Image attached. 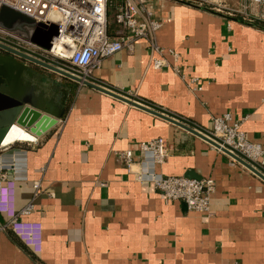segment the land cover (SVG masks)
<instances>
[{"label":"crops","instance_id":"0c3cea01","mask_svg":"<svg viewBox=\"0 0 264 264\" xmlns=\"http://www.w3.org/2000/svg\"><path fill=\"white\" fill-rule=\"evenodd\" d=\"M149 4L162 22L159 44L181 53L188 79L170 68H153L144 39L134 51L105 59L93 77L207 130L213 116L246 118L242 129L264 147V20L248 23L242 15L214 12L206 0ZM37 69L44 74L42 97L56 108L65 100L63 114L37 144L14 145L0 159L24 155L23 165L15 164L17 173L5 171L13 180L14 209L33 204L19 221L38 228L39 248L5 227L0 213V264H264L260 177L166 119ZM191 77L199 90L189 85ZM22 135L29 134L24 130ZM157 137L171 149L168 159L155 166L157 173L214 180L210 215L166 198L152 182L136 180L117 156L125 150L137 153L141 142Z\"/></svg>","mask_w":264,"mask_h":264},{"label":"built area","instance_id":"2783aa9c","mask_svg":"<svg viewBox=\"0 0 264 264\" xmlns=\"http://www.w3.org/2000/svg\"><path fill=\"white\" fill-rule=\"evenodd\" d=\"M3 5L44 24L48 23L54 9L64 11L65 14L58 23V33L49 42V49L2 28L0 40L12 47L55 59L77 71L83 79L93 77V71L100 68L105 59L122 50L134 51L135 44L140 39L146 40L148 44L149 63L153 68H170L186 78L180 67L181 53L173 48H164L157 40L162 22L155 17L149 0H0V8ZM252 7L257 8L256 14L250 11ZM242 8L240 14L244 21L253 23L256 19L264 20V0H249ZM111 17L112 22L117 24L113 34L109 32ZM189 85L193 90L200 89L196 86L198 84L195 77L190 78ZM245 119L235 120L230 113L213 116L212 129L209 131L221 141H216L219 147L213 145L220 153L228 156L232 164H238L254 174L226 152L264 167V147L248 138L242 129ZM38 142L39 137L34 142L26 143ZM11 147L14 145L3 147L0 144V157L3 151ZM170 153L167 140L157 137L141 142L137 153L125 150L117 152V156L134 172L136 180L152 182L166 198L182 201L189 210L210 215L211 198L216 190L212 178L165 176L155 171V166L164 163ZM136 164L139 169L133 170ZM6 169H13L15 173L19 171L14 162L0 161V213L7 220L5 227L13 228L27 246L38 250V228L19 221L21 215L30 213L33 204L30 203L20 211L14 209L13 180L8 179ZM18 177L22 178L20 174H16V178ZM33 187L37 195L41 189L40 181L35 182Z\"/></svg>","mask_w":264,"mask_h":264},{"label":"water","instance_id":"95a60500","mask_svg":"<svg viewBox=\"0 0 264 264\" xmlns=\"http://www.w3.org/2000/svg\"><path fill=\"white\" fill-rule=\"evenodd\" d=\"M64 14V11L54 9L48 23L44 24L38 23L33 18L7 5H3L0 8V28L11 31L24 39L49 49V42L58 33V23ZM37 67L51 70L77 83L90 86L139 107L219 147L216 141H221L217 137L209 130L189 119L172 113L145 99L131 95L126 91L112 87L95 77L83 79V76L77 71L55 59L23 48L12 47L0 40V144L2 145L8 133L15 126H18V129L22 128V132L25 130L29 135L24 137V139H16L9 143V146L36 141L37 137L45 133L56 123V118L61 117L63 114V108L66 104L65 100L62 103V107L56 108L42 97L39 87L44 74ZM49 115L54 118L49 117ZM226 152L264 181V167L250 160H243L229 151Z\"/></svg>","mask_w":264,"mask_h":264},{"label":"rangeland","instance_id":"374dc122","mask_svg":"<svg viewBox=\"0 0 264 264\" xmlns=\"http://www.w3.org/2000/svg\"><path fill=\"white\" fill-rule=\"evenodd\" d=\"M208 7L212 8V10L215 12L220 13H227L228 15H231L232 17H236L241 15L240 10H242V6L245 4L246 1L242 0H206ZM112 14V13H111ZM112 17L110 18V21H112ZM3 151L2 153H4Z\"/></svg>","mask_w":264,"mask_h":264},{"label":"bare ground","instance_id":"6f19581e","mask_svg":"<svg viewBox=\"0 0 264 264\" xmlns=\"http://www.w3.org/2000/svg\"><path fill=\"white\" fill-rule=\"evenodd\" d=\"M21 129V130H20ZM18 129V126H15L6 136L5 140H4V144L2 145L3 147H8L9 145H7V143L5 142H9V140H13V139H17V138H21L23 135L22 132V128ZM0 161L2 163H12L14 162L15 164H17L19 167H21V165H23V161H24V155L23 154H18V155H12L11 159L8 160L7 158L4 159H0ZM11 161V162H8Z\"/></svg>","mask_w":264,"mask_h":264},{"label":"trees","instance_id":"16d2710c","mask_svg":"<svg viewBox=\"0 0 264 264\" xmlns=\"http://www.w3.org/2000/svg\"><path fill=\"white\" fill-rule=\"evenodd\" d=\"M117 28V24L115 22H110L109 24V32L110 34H113V31Z\"/></svg>","mask_w":264,"mask_h":264}]
</instances>
